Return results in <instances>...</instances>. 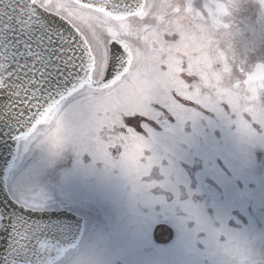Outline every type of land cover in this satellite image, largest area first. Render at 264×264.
I'll return each instance as SVG.
<instances>
[{"label":"rangeland","instance_id":"1","mask_svg":"<svg viewBox=\"0 0 264 264\" xmlns=\"http://www.w3.org/2000/svg\"><path fill=\"white\" fill-rule=\"evenodd\" d=\"M140 2L138 10L117 16L77 1L73 6L90 22L88 28L77 22L95 53L89 86L115 83H100L110 62L109 38L126 50L120 77L135 76L132 87L93 122L88 140L109 152L118 148L114 155L127 161L132 176L147 179L131 181L102 168L74 169L66 154L40 180L50 193L49 206L28 218L45 215L41 219L50 224L39 235L59 245L60 264H229L215 245L216 238L227 236L241 237L253 250L254 264H264V149L257 148L249 162L228 130L206 129L215 142L201 137L174 156L180 174L173 177V191L163 179L173 165L162 164L165 149L153 143L162 129L147 122L141 131L126 125L137 114L164 124L167 114L264 112V0ZM58 120L52 113L39 124L60 135ZM18 147L20 159L13 166ZM66 147L74 150L70 143ZM47 160L42 145L25 151L16 141L0 176V213L11 216L2 202L13 204L12 174ZM149 188L157 190L152 194ZM177 196L179 203L190 204L180 210ZM192 205L199 226L184 213L191 215ZM46 214L65 215L66 222ZM9 230L0 227V257L9 247Z\"/></svg>","mask_w":264,"mask_h":264},{"label":"snow or ice","instance_id":"2","mask_svg":"<svg viewBox=\"0 0 264 264\" xmlns=\"http://www.w3.org/2000/svg\"><path fill=\"white\" fill-rule=\"evenodd\" d=\"M74 3L75 0H31V3L24 0L13 6L6 19L0 20V130L11 134L25 151L33 144L42 145L48 157L46 162L30 166L19 175L12 174V202L24 213L49 206L50 193L40 180L52 162L66 154H71L74 169L93 171L102 168L128 175L131 181L147 179L132 176L127 161L114 155L120 151L118 148L109 152L101 144L88 140L93 122L106 114L115 97L132 87L135 76L120 77L126 66V60L119 58L124 49L109 38L107 45L112 55L100 83H115L110 88L89 86L87 80L89 72L95 70V53L87 36L81 38L82 28L77 22L83 28L90 27V22L81 16ZM145 87L154 94L151 85L146 83ZM147 99L145 96L144 107H147ZM52 113L60 116L57 125L61 134L53 133L47 137L37 129L41 126L39 120ZM166 119L167 123L161 124L137 114L129 117L126 125L141 131L143 123L147 122L153 129H162L153 143L165 149L162 164L167 167L171 162L173 165L171 172H166L163 177L173 191V177L180 174L175 168L174 156L183 155L184 145L192 146L201 137L215 142L206 129L221 127L228 130L239 141L249 162L257 148L264 149V112L216 109L214 112L203 110L199 116L187 118L167 114ZM41 136L46 138L41 139ZM69 143L74 146L70 153L66 147ZM17 159H20L19 147L13 166ZM157 188L147 191L153 194ZM188 204L179 203L177 196L180 210ZM184 213L199 226L200 217L193 205L191 215ZM0 227L11 228L10 248L2 264H60L56 258L59 245L39 236L40 224H30L22 218L0 213ZM200 242L207 243V240ZM215 245L229 264H254L253 250L239 236L216 238Z\"/></svg>","mask_w":264,"mask_h":264},{"label":"bare ground","instance_id":"3","mask_svg":"<svg viewBox=\"0 0 264 264\" xmlns=\"http://www.w3.org/2000/svg\"><path fill=\"white\" fill-rule=\"evenodd\" d=\"M81 1L88 3L94 7L101 6L103 10L109 12L110 14L114 16L127 14L129 12L136 11L139 9V5L141 4L140 2L141 0H81ZM22 2H24V0H0V14H2L0 15V20L6 19V14L12 13L13 6H18V3H22ZM29 3H30V0H29ZM67 46L68 45H66V47ZM111 55L112 54L110 52V60H111ZM119 58L122 60H126V63H127L128 59H127V54H126L125 49H124V53L121 54ZM65 70L67 71V69ZM15 143L16 141L12 139L11 134H9L6 130H0V176L4 173L6 165L10 163V160L13 156ZM2 204L8 208V211H10L11 216L22 218L23 220L27 221L30 224H40L42 228H45L46 226L50 224L41 219L45 215L40 217L39 219L30 220L28 218L29 213H24V212L20 213L19 209H17L15 205L10 204V202L4 201L2 202ZM25 215L27 216V218H25ZM37 215H40V214H37ZM46 215H54V217H57V220L60 218L61 221L63 220L64 222H66L65 219L67 218L65 215H62V214L60 215L46 214ZM9 232L11 233L10 230ZM41 232L39 234H41ZM8 235L10 234L8 233ZM39 236H42V235H39ZM9 243H11V238L9 240ZM9 248H10V244H9V247L4 251L5 255L0 257L1 259L0 264H2L3 258L8 254Z\"/></svg>","mask_w":264,"mask_h":264},{"label":"clouds","instance_id":"4","mask_svg":"<svg viewBox=\"0 0 264 264\" xmlns=\"http://www.w3.org/2000/svg\"><path fill=\"white\" fill-rule=\"evenodd\" d=\"M37 131L41 133H45L47 137H50L53 134L51 126L41 125L39 126ZM45 138H46L45 136H41V139H45Z\"/></svg>","mask_w":264,"mask_h":264},{"label":"water","instance_id":"5","mask_svg":"<svg viewBox=\"0 0 264 264\" xmlns=\"http://www.w3.org/2000/svg\"><path fill=\"white\" fill-rule=\"evenodd\" d=\"M75 1H77V2H79V3H82V4H85V5H87V6L93 7V8H99V9L103 10V9L101 8V6H99V7H94V6H92V5L88 4V3H85V2H83V1H81V0H75ZM103 11H105V10H103ZM105 12H107V11H105ZM107 13H109V12H107Z\"/></svg>","mask_w":264,"mask_h":264}]
</instances>
